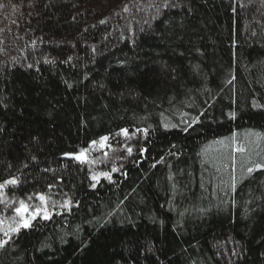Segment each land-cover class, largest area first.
<instances>
[{
    "label": "trees",
    "instance_id": "16d2710c",
    "mask_svg": "<svg viewBox=\"0 0 264 264\" xmlns=\"http://www.w3.org/2000/svg\"><path fill=\"white\" fill-rule=\"evenodd\" d=\"M0 129V264H264V0H0Z\"/></svg>",
    "mask_w": 264,
    "mask_h": 264
},
{
    "label": "snow or ice",
    "instance_id": "6c2138e0",
    "mask_svg": "<svg viewBox=\"0 0 264 264\" xmlns=\"http://www.w3.org/2000/svg\"><path fill=\"white\" fill-rule=\"evenodd\" d=\"M103 23V21H101ZM31 67V65H29ZM231 83V81H229ZM258 106V105H254ZM235 114H232V117L234 118ZM195 123H199V119L197 118ZM188 123V126H191L190 122ZM167 128V126H165ZM172 127H176V125H172ZM187 131V128L184 129ZM2 131V129H0ZM138 131H143L145 135H147L146 130L140 129ZM116 135H123L125 138H131L129 135L128 129H121L119 133ZM259 136V134H255ZM110 137L109 136H102L99 138V140H93L91 141L90 145L87 148L81 149L78 153H65V158L71 159L74 161L79 162L80 164H94L96 163L95 160H90L88 158L89 152L94 149L104 150V149H111V145L108 143ZM233 142L235 141V135L232 137ZM217 143L223 144V141H217ZM127 152L129 155L132 154V148L127 147ZM146 151V149H141V155ZM234 151L239 153H244L245 148L243 146L236 147ZM104 155L107 156L108 152L104 151ZM33 160H35V157H32ZM24 167H27V164L24 165ZM264 169V164L255 163L252 167L247 168V172L249 174H252L254 170H261ZM45 171H48V169H45ZM112 171H116V169H112ZM104 177L105 179H108L111 181V176L107 172L100 173L99 175L94 174L91 179L93 181L99 182L100 177ZM19 177L12 176L8 179H4L3 182H0V203H4L8 205V201L5 199L6 190L9 188H16L19 186ZM93 187H95V184H93ZM233 188H235V183L232 185ZM52 186H49V191H51ZM37 200L39 201L38 204H30L24 200H20L18 202V206L13 208V211L15 215L13 217L9 218V222L7 223V226H5V221L0 219V232H2L3 237H6L5 239H0V249H3L6 245L9 244L11 240L12 234H19L22 229H30L33 225V221L39 219H43L45 221L50 220L52 218L51 216V209L53 207H56L57 202L53 201L51 204H49L50 197L44 193H37L35 197L29 196L28 201L31 200ZM12 203H16L13 201ZM72 201L71 200H65L63 203L59 204L61 208H64L68 211L71 210L72 207Z\"/></svg>",
    "mask_w": 264,
    "mask_h": 264
},
{
    "label": "rangeland",
    "instance_id": "374dc122",
    "mask_svg": "<svg viewBox=\"0 0 264 264\" xmlns=\"http://www.w3.org/2000/svg\"><path fill=\"white\" fill-rule=\"evenodd\" d=\"M92 153H93V156H95V157H93L91 160H95L96 161V163H94V164H89L90 165V167H91V177L94 175V174H96V175H99V174H97V171L95 170L97 167H99L100 166V164H101V162H103L101 159H100V157H98L97 155V149H94V150H92ZM106 159V158H105ZM99 160V161H98ZM100 180V179H99ZM93 181V180H92ZM96 181H93V183H95ZM39 203V201H37V204ZM18 206V205H17ZM11 208V205L10 206H8V211H9V209ZM14 213V211L12 212V214ZM13 216V215H12ZM2 220H4L5 221V226H7V223L9 222V217H7V218H4V219H2ZM43 220V219H42ZM0 235H1V237H0V239H5L6 237H3V234H2V232H0Z\"/></svg>",
    "mask_w": 264,
    "mask_h": 264
},
{
    "label": "bare ground",
    "instance_id": "6f19581e",
    "mask_svg": "<svg viewBox=\"0 0 264 264\" xmlns=\"http://www.w3.org/2000/svg\"><path fill=\"white\" fill-rule=\"evenodd\" d=\"M97 174H100L99 172H97ZM102 178H104V177H100V179H102ZM90 180H91V182L93 183V181H92V179H91V173H90ZM96 183V182H95ZM95 183H93V184H95ZM12 208H14V207H17V206H11ZM51 216L53 217V216H55V210L54 209H51ZM15 235V234H14Z\"/></svg>",
    "mask_w": 264,
    "mask_h": 264
}]
</instances>
